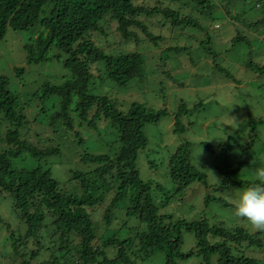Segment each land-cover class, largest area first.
Listing matches in <instances>:
<instances>
[{
	"label": "trees",
	"instance_id": "16d2710c",
	"mask_svg": "<svg viewBox=\"0 0 264 264\" xmlns=\"http://www.w3.org/2000/svg\"><path fill=\"white\" fill-rule=\"evenodd\" d=\"M248 1L0 0V39L8 28L28 30L38 25L36 35L23 45L27 64L50 60L51 50L56 52L54 56L58 60L61 53L65 55L62 63L69 73L58 82L46 80L37 92L41 101L57 98L49 124L53 129L57 128L56 123L60 124L56 130L59 138L62 135L70 138L68 132L75 126L95 130L101 125L114 136L108 152L79 151L76 147L85 139L74 130L73 146L78 163L68 154L72 152L69 146L61 149L60 144L40 145L30 141L20 132L28 122L23 107L16 94L8 89V77L0 74V115L7 124L5 133L0 135V143L4 144L0 150V192L9 197L23 224V230L18 233L13 230L8 233L9 224H6L7 241L13 255L21 258L20 264L27 262L25 257L35 259L45 251L48 255L42 264H142L157 253L163 254V264H185L193 257L200 259L199 264H264V230L251 231L224 220L211 223L205 216L173 219L171 213L161 212L172 200L182 199L183 192L193 182L205 189L212 186L207 173L191 163L188 140L183 139L158 163L157 159L148 160L153 170H157L159 163L164 165L172 190L166 191L153 178L140 176L137 160L148 144L145 125L157 123L162 116L170 114L172 132H184L192 123L187 120L192 108L186 101L180 99L172 112L166 106L154 108L139 101H132L124 108L117 97L97 91L104 84L122 91L130 83L141 85L147 80L144 71L149 60L156 61V80L185 86L175 76L183 66L187 69L189 63H196L192 48L179 45L177 37L168 39L169 42L161 31L154 33L149 29L148 19H154L153 25L158 24L159 29L181 31L178 33L181 36L186 27L201 30L204 37L194 42V49L202 50L203 58L211 57L210 72H220L225 81H237L215 59L221 53L222 43L228 44L223 51L228 54L235 45L251 48L264 39L259 33L264 26V0H251L250 6ZM217 7L224 8L232 25L233 30L229 27L226 38L211 36L200 22L202 16L212 21V12ZM250 10L257 13L248 18ZM193 11L201 17L197 18ZM110 22L112 30L106 26ZM107 29L119 39H112L113 47L108 44L113 37ZM255 32L260 41L254 38ZM95 33L107 44L100 46ZM130 40L137 48H119V41ZM167 41L162 50H150ZM257 48H261L259 44ZM196 58L199 60L200 56ZM242 66L264 75V61L260 64L245 59ZM15 69L23 71L22 67ZM162 82L159 81L160 92L165 89ZM251 132L250 143H254L256 134L253 129ZM220 146L222 153L231 150L230 138ZM61 150L64 159L74 164L64 181L53 177L51 169L41 163L60 155ZM28 161L35 165H28ZM246 163V160L235 161L225 171L220 170L222 179L215 188L259 183L261 179L232 178ZM203 202L229 205L208 191ZM186 234L192 236L187 242L190 249L184 248Z\"/></svg>",
	"mask_w": 264,
	"mask_h": 264
},
{
	"label": "rangeland",
	"instance_id": "374dc122",
	"mask_svg": "<svg viewBox=\"0 0 264 264\" xmlns=\"http://www.w3.org/2000/svg\"><path fill=\"white\" fill-rule=\"evenodd\" d=\"M146 1L148 2L149 0ZM211 1L219 3V0ZM250 2L251 0L248 1L249 6L252 4ZM193 13L197 18L200 16L197 11H193ZM255 13H257L256 10H250L246 16L250 18ZM212 16L214 17L212 21L200 16L202 27L209 30L211 36L216 35L217 38H221L220 36L226 38L227 31L232 25H229L228 16L224 8L217 7L213 10ZM147 23L149 29L154 33L159 34L161 31L165 35L166 40L177 37L179 45L187 44L191 47V55L194 57L193 59L196 63L193 62V65L189 63L187 69L183 66L180 74L175 76L185 86L175 83L164 84L162 80H159L165 87L160 92V84L156 80L158 77L155 71L157 67L156 61L149 60L145 66L144 78L151 80V82H147L146 80L141 85L135 82L130 83L129 87L123 91L104 84L97 90L117 97L120 103H124V108L132 101H139L145 102L146 105L154 108L166 106L172 112L175 110L176 104L180 99L185 100L188 107L192 108L187 117V120L192 123L182 133L175 134L172 132V117L170 114L162 116L157 123L145 125L144 132L148 137V144L147 150L142 151L138 156L137 165L140 176L142 178H153L159 181L166 191L172 190V184L166 175L164 165L159 163L157 170H153L149 168L148 160L157 159L156 163H158V159L165 157L183 139H186L191 145V163L207 173L209 184L212 186L209 189H205L202 184L193 182L183 192L182 199L172 200L165 208L161 209V212L171 213L173 219L182 217L187 220H193L199 218V216H205L211 223L224 220L229 223L243 225L251 231L255 230L246 220L236 218L233 215V205L238 192L246 188V186L229 185L227 188L220 189H216L215 187H217L222 179L220 170L225 171L235 161L239 160H246L247 163L236 172L232 177L233 179L248 181L262 179L258 176V172L264 171V75H260L258 72L255 74L253 71L242 66V64L245 59H252L260 64L264 61V39L260 41L258 33L255 32L254 38L260 41V43L252 44L251 48L244 44L235 45L232 48L233 53L230 52L228 54L223 52L228 44L222 43V47L219 48V50L221 49V53H218L215 62L226 66L231 75L238 79L235 82L232 80L225 81L220 72H210V66L213 64L211 57L203 58V51L194 49L196 47L194 42L196 43V40L204 37L201 30L195 27H186L187 31H183L185 34L181 36L178 34L181 31L176 29L165 27L159 29L158 24L153 25L154 19L152 21L148 19ZM106 26H110V29L113 28L112 22ZM237 26L242 29L240 24H237ZM37 27L38 25L28 30H12L8 28L5 36L0 39V74L8 77L7 87L16 94L19 105L23 107L28 121L25 126L20 128V132L30 141L39 143L40 145L48 143L60 144L61 149L69 146L72 148V152L68 154L75 163H78L76 149L79 151L88 149L90 152L97 153L108 152L114 144V136L110 133L109 128H104L105 125H101L99 129L95 130L77 128L75 126L73 131L68 132L70 138L62 135L63 146L61 138H59L60 134L56 132L60 124L56 123L55 126L57 128L55 129L49 124V116L53 111V104L57 101V98L41 101L37 97V92L46 80L58 82L69 71L62 63V58L65 57L64 53H61V60H58L54 56L56 55L54 50L49 52L52 58L48 61L32 64L26 63V53L23 45L32 36L36 35ZM110 29L106 30L113 37L108 40L109 45L112 39L119 40L111 31L112 29ZM259 33L261 34V38H263L264 26L260 28ZM94 36L100 46L107 44L98 33H95ZM168 41L161 44V47L158 48L149 46L150 50H162L168 44ZM119 43H121L119 44V48L123 50L137 48L133 40L119 41ZM143 43L147 42L143 41ZM111 44H115L114 40ZM258 44L261 48H257ZM110 46L113 47V45ZM255 48L257 51H255ZM197 56H200L199 60L196 58ZM17 67H22L23 71L18 72L19 70L15 69ZM152 80H155V82ZM116 89L119 90L118 93ZM259 118H261L260 121H258ZM255 121L256 123H253ZM6 129L7 124L0 115V135L4 134ZM251 129L256 134L254 143H250L253 134ZM74 130H78L85 139L82 145H77L76 149L73 146ZM55 135H58L57 138L54 137ZM228 137L230 138L231 150L222 153L220 144H223ZM217 138L224 140H218ZM3 145L0 143V150ZM63 155L61 150L60 155L51 156L46 161L43 160L41 162L45 168L49 167L52 176L60 181L68 178V169L74 167V164L65 160ZM27 164L30 166L35 165L33 161H28ZM207 191L228 202L229 205L224 206L220 202H211L205 205L203 197ZM0 216L2 218L0 221V264H20L21 258L13 255L6 235L7 230L8 233L10 230H13L14 233L22 231L23 224L17 218L9 197L1 192ZM6 224H9V229L6 228ZM191 238L190 234L185 235V249L191 248L187 244ZM254 254L261 256L258 252ZM47 255L48 253L45 251L35 259L27 256L24 258L27 261L25 264H42V259ZM163 260V254L157 253L146 259L142 264H163ZM199 262L200 259L193 257L186 261L185 264H199Z\"/></svg>",
	"mask_w": 264,
	"mask_h": 264
},
{
	"label": "clouds",
	"instance_id": "9594fccd",
	"mask_svg": "<svg viewBox=\"0 0 264 264\" xmlns=\"http://www.w3.org/2000/svg\"><path fill=\"white\" fill-rule=\"evenodd\" d=\"M258 176L262 178L259 183L251 184L238 192L233 215L246 220L254 229L264 230V171H259Z\"/></svg>",
	"mask_w": 264,
	"mask_h": 264
}]
</instances>
